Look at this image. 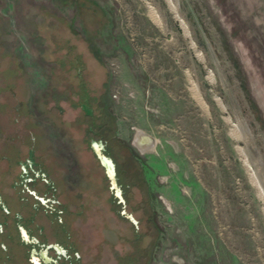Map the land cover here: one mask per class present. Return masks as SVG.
Masks as SVG:
<instances>
[{
	"label": "rangeland",
	"instance_id": "374dc122",
	"mask_svg": "<svg viewBox=\"0 0 264 264\" xmlns=\"http://www.w3.org/2000/svg\"><path fill=\"white\" fill-rule=\"evenodd\" d=\"M30 151L87 264H264V0H0L1 191Z\"/></svg>",
	"mask_w": 264,
	"mask_h": 264
},
{
	"label": "flooded vegetation",
	"instance_id": "af4514ba",
	"mask_svg": "<svg viewBox=\"0 0 264 264\" xmlns=\"http://www.w3.org/2000/svg\"><path fill=\"white\" fill-rule=\"evenodd\" d=\"M104 155L111 158L107 147ZM18 164L15 191L0 190V264H87L72 194L31 151Z\"/></svg>",
	"mask_w": 264,
	"mask_h": 264
},
{
	"label": "bare ground",
	"instance_id": "6f19581e",
	"mask_svg": "<svg viewBox=\"0 0 264 264\" xmlns=\"http://www.w3.org/2000/svg\"><path fill=\"white\" fill-rule=\"evenodd\" d=\"M171 4H172V2H171ZM172 7H173V4H172ZM136 143H137V146H139L142 150H146L152 144V139H150V137L145 135L144 133L138 131L137 136H136Z\"/></svg>",
	"mask_w": 264,
	"mask_h": 264
},
{
	"label": "trees",
	"instance_id": "16d2710c",
	"mask_svg": "<svg viewBox=\"0 0 264 264\" xmlns=\"http://www.w3.org/2000/svg\"><path fill=\"white\" fill-rule=\"evenodd\" d=\"M92 129V128H91Z\"/></svg>",
	"mask_w": 264,
	"mask_h": 264
}]
</instances>
